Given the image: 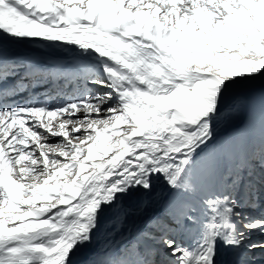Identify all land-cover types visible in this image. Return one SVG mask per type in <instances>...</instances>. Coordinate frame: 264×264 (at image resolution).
<instances>
[{
	"label": "snow or ice",
	"instance_id": "6c2138e0",
	"mask_svg": "<svg viewBox=\"0 0 264 264\" xmlns=\"http://www.w3.org/2000/svg\"><path fill=\"white\" fill-rule=\"evenodd\" d=\"M0 264H264V0H0Z\"/></svg>",
	"mask_w": 264,
	"mask_h": 264
}]
</instances>
